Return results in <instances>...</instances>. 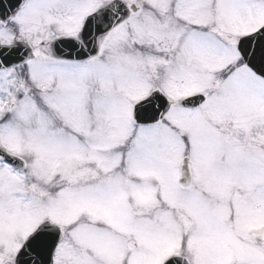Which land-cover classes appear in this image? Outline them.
Segmentation results:
<instances>
[{"label": "snow or ice", "instance_id": "obj_1", "mask_svg": "<svg viewBox=\"0 0 264 264\" xmlns=\"http://www.w3.org/2000/svg\"><path fill=\"white\" fill-rule=\"evenodd\" d=\"M0 264H264V0H0Z\"/></svg>", "mask_w": 264, "mask_h": 264}]
</instances>
